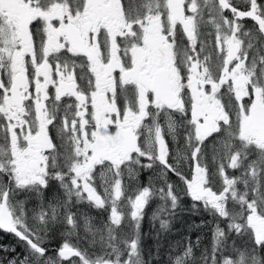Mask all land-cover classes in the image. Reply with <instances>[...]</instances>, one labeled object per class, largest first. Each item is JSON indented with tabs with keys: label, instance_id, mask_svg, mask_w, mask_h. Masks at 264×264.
<instances>
[{
	"label": "snow or ice",
	"instance_id": "1",
	"mask_svg": "<svg viewBox=\"0 0 264 264\" xmlns=\"http://www.w3.org/2000/svg\"><path fill=\"white\" fill-rule=\"evenodd\" d=\"M185 200L206 231L169 244ZM0 236V264H264V0H0Z\"/></svg>",
	"mask_w": 264,
	"mask_h": 264
},
{
	"label": "trees",
	"instance_id": "2",
	"mask_svg": "<svg viewBox=\"0 0 264 264\" xmlns=\"http://www.w3.org/2000/svg\"><path fill=\"white\" fill-rule=\"evenodd\" d=\"M189 207V204L186 203L184 205L185 211H181L184 213H179L176 217V219L173 222L171 232L167 235L166 242L171 244L178 241L179 238H181L183 235L190 236V232L194 230V233L191 235V237H195L196 235L200 234L197 232L196 229L190 230V225L196 223L200 219H208L206 215H197L192 213H186V209ZM144 232L146 234L152 233V235H148L146 239V243L148 246L152 247L154 246V229L151 228L149 223L146 221L144 225ZM192 239V238H190ZM0 242H3L5 244H11L12 238L8 236H0Z\"/></svg>",
	"mask_w": 264,
	"mask_h": 264
},
{
	"label": "rangeland",
	"instance_id": "3",
	"mask_svg": "<svg viewBox=\"0 0 264 264\" xmlns=\"http://www.w3.org/2000/svg\"><path fill=\"white\" fill-rule=\"evenodd\" d=\"M186 203H188L189 204V202L187 201V200H185L184 202H183V206L186 204ZM149 212H151V208L149 209ZM186 213H190V212H188V211H186ZM201 220H206V219H200V220H198L196 223H199ZM204 231H206V230H197V232H199L200 234H198V235H196L195 237H191V235L194 233V230H192L191 232H190V236H187V235H183L181 238H179L178 240H183L184 238H192L191 240L192 241H195V239H196V237L197 236H202V234H203V232Z\"/></svg>",
	"mask_w": 264,
	"mask_h": 264
},
{
	"label": "bare ground",
	"instance_id": "4",
	"mask_svg": "<svg viewBox=\"0 0 264 264\" xmlns=\"http://www.w3.org/2000/svg\"><path fill=\"white\" fill-rule=\"evenodd\" d=\"M181 213H184V212H181Z\"/></svg>",
	"mask_w": 264,
	"mask_h": 264
}]
</instances>
